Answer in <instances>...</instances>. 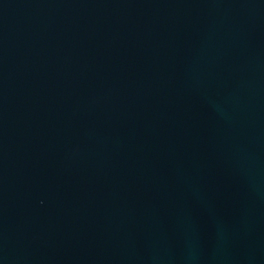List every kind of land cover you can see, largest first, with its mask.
I'll use <instances>...</instances> for the list:
<instances>
[{
    "label": "water",
    "instance_id": "95a60500",
    "mask_svg": "<svg viewBox=\"0 0 264 264\" xmlns=\"http://www.w3.org/2000/svg\"><path fill=\"white\" fill-rule=\"evenodd\" d=\"M0 264H264V0H0Z\"/></svg>",
    "mask_w": 264,
    "mask_h": 264
}]
</instances>
